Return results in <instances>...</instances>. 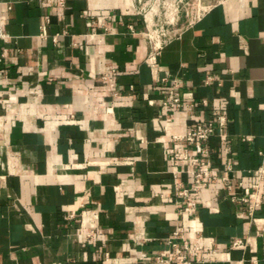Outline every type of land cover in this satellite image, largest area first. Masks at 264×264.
I'll return each instance as SVG.
<instances>
[{
	"label": "crops",
	"instance_id": "0c3cea01",
	"mask_svg": "<svg viewBox=\"0 0 264 264\" xmlns=\"http://www.w3.org/2000/svg\"><path fill=\"white\" fill-rule=\"evenodd\" d=\"M0 21V264H151L187 224L172 153L192 149L171 135L217 114L195 264H264V203L239 202L264 160V0H222L153 54L134 0H0ZM164 78L194 104L167 134Z\"/></svg>",
	"mask_w": 264,
	"mask_h": 264
},
{
	"label": "built area",
	"instance_id": "2783aa9c",
	"mask_svg": "<svg viewBox=\"0 0 264 264\" xmlns=\"http://www.w3.org/2000/svg\"><path fill=\"white\" fill-rule=\"evenodd\" d=\"M134 1L144 21L145 27L143 34L150 44V53L153 54L158 51L163 44L170 41L178 32L167 37L158 36L156 32L150 30V21L142 12L140 5L141 0ZM59 4L64 6V0H59ZM207 9H205L203 13ZM200 16L195 20L199 19ZM129 27L132 29V25H129ZM5 38L6 34L3 31L0 21V39ZM115 73L116 70L111 68L109 73L99 75L102 87L112 95L116 94L115 84L113 80H111V75ZM163 80L167 83L164 87L162 99V104L166 110L163 129L167 134L168 124L173 120L176 113L182 109L190 110L194 107V104L182 100L179 92V84L176 80H168L166 78ZM226 121V115L217 114L204 123L194 124L186 133L171 135L173 141L185 142L186 145L192 149L191 155L187 152V149L172 153V158L175 161L183 163L182 170L172 171L175 179L173 181V195L176 198H181L183 201V205L179 209V214H185L187 216V224H178L173 229L167 237L166 247L153 255L151 264L202 263L207 260L205 255L214 252L211 246L206 243V237L203 235L202 226L197 215L198 198L201 190L210 186L219 177L218 169L212 167L208 141L217 129L220 130V128L226 124ZM221 143H223V141ZM226 171H232L231 164L226 165ZM180 172H185L189 175L191 179L189 186H184L181 182L177 181ZM249 172L252 177V182L250 184L252 194L250 197L241 196L239 202L245 205L247 213L249 216H252L254 210L264 203V160ZM225 184L227 189H230L231 185L228 181H226ZM239 185L241 186V183H239ZM231 198L236 201L235 196ZM73 214L74 213H69L66 217L71 218ZM245 243L246 241L244 239L235 237L232 239L230 247L244 248L246 245Z\"/></svg>",
	"mask_w": 264,
	"mask_h": 264
},
{
	"label": "rangeland",
	"instance_id": "374dc122",
	"mask_svg": "<svg viewBox=\"0 0 264 264\" xmlns=\"http://www.w3.org/2000/svg\"><path fill=\"white\" fill-rule=\"evenodd\" d=\"M222 0H141L150 30L169 36L194 21L205 9Z\"/></svg>",
	"mask_w": 264,
	"mask_h": 264
}]
</instances>
